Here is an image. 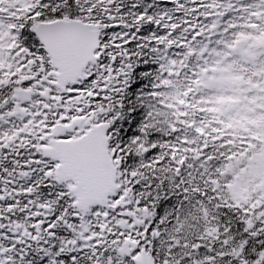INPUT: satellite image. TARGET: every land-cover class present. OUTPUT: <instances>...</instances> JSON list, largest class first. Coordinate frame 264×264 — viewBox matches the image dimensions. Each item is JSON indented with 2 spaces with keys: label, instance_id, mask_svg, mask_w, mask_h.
Wrapping results in <instances>:
<instances>
[{
  "label": "snow or ice",
  "instance_id": "snow-or-ice-1",
  "mask_svg": "<svg viewBox=\"0 0 264 264\" xmlns=\"http://www.w3.org/2000/svg\"><path fill=\"white\" fill-rule=\"evenodd\" d=\"M0 264H264V0H0Z\"/></svg>",
  "mask_w": 264,
  "mask_h": 264
}]
</instances>
